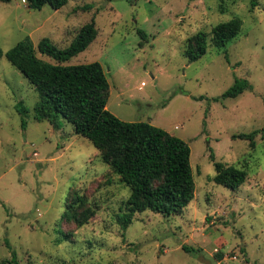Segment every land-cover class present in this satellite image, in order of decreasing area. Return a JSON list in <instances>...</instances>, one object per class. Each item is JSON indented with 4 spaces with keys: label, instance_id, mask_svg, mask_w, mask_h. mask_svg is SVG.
Instances as JSON below:
<instances>
[{
    "label": "rangeland",
    "instance_id": "1",
    "mask_svg": "<svg viewBox=\"0 0 264 264\" xmlns=\"http://www.w3.org/2000/svg\"><path fill=\"white\" fill-rule=\"evenodd\" d=\"M251 2L69 0L57 11L0 2V264L12 252L18 264H264V139L250 148L232 138L264 128V0ZM234 18L242 26L226 45L228 61L211 45L198 61L185 59L188 37ZM92 20L97 37L62 65L99 63L111 114L159 127L191 151L193 200L176 215L136 213L125 233L116 215L129 189L70 123L60 119L54 128L34 120L38 92L5 56L27 36L35 48L47 38L64 49ZM236 79L250 89L222 98ZM210 153L245 169V183L235 191L215 184ZM73 189L86 195L95 216L67 239L62 216Z\"/></svg>",
    "mask_w": 264,
    "mask_h": 264
},
{
    "label": "trees",
    "instance_id": "2",
    "mask_svg": "<svg viewBox=\"0 0 264 264\" xmlns=\"http://www.w3.org/2000/svg\"><path fill=\"white\" fill-rule=\"evenodd\" d=\"M28 8L40 10L48 5L57 11L69 0H26ZM9 3L10 0H0ZM251 6H256L252 0ZM242 22L231 19L212 27L209 33L199 31L188 37L182 45V53L189 62H196L207 52L209 45L224 50L226 45L241 31ZM141 39L145 32L137 30ZM97 37L95 22L83 25L72 42L64 49L57 48L49 39L43 38L36 48L30 37H25L6 52L7 61L22 74L38 92L39 100L33 108L37 122H48L58 128V121L70 123L77 136L86 138L98 151L103 163L118 176L129 189V196L116 215V222L123 233L131 225L134 215L149 210L163 216L180 214L194 198L195 183L190 166V148L180 138L146 122H125L107 109L109 84L102 66L97 63L62 65L85 51ZM36 51L53 61L45 62ZM3 52L0 48V59ZM250 85L245 79H236L222 94V98H237ZM202 100L203 97L198 98ZM217 100V99H216ZM17 112L25 117L27 110L22 104ZM22 120V127H25ZM257 137L264 139V128L247 134L233 135V139L248 141L255 147ZM215 174L212 181L230 190H237L247 179L245 169L224 165L209 154ZM95 216L86 195L73 189L69 191L62 225L67 227L61 234L70 239L73 232ZM189 253L191 249L182 246ZM4 264H18L12 252Z\"/></svg>",
    "mask_w": 264,
    "mask_h": 264
},
{
    "label": "water",
    "instance_id": "3",
    "mask_svg": "<svg viewBox=\"0 0 264 264\" xmlns=\"http://www.w3.org/2000/svg\"><path fill=\"white\" fill-rule=\"evenodd\" d=\"M200 261H201L202 263H204V264H210L209 261H207V260H205V259H203V258H200Z\"/></svg>",
    "mask_w": 264,
    "mask_h": 264
}]
</instances>
